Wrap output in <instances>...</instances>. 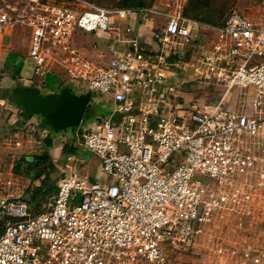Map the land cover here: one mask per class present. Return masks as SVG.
Wrapping results in <instances>:
<instances>
[{
    "label": "built area",
    "instance_id": "2783aa9c",
    "mask_svg": "<svg viewBox=\"0 0 264 264\" xmlns=\"http://www.w3.org/2000/svg\"><path fill=\"white\" fill-rule=\"evenodd\" d=\"M187 2L0 1V32L32 29L35 76L61 70L78 94L110 106L71 142L97 157L108 182L55 145L46 146L59 171L46 210L32 213L9 191L12 179L2 182L0 264H176L201 239L213 255L206 264H264V22L233 9L200 44ZM135 21L150 24L149 39ZM87 33L116 47L104 63L78 44ZM191 82L246 90L244 101L186 99ZM24 131L52 136L37 117Z\"/></svg>",
    "mask_w": 264,
    "mask_h": 264
},
{
    "label": "rangeland",
    "instance_id": "374dc122",
    "mask_svg": "<svg viewBox=\"0 0 264 264\" xmlns=\"http://www.w3.org/2000/svg\"><path fill=\"white\" fill-rule=\"evenodd\" d=\"M1 1V0H0ZM104 6L118 7L124 4L125 0H91ZM147 5L140 7L151 6L156 0H145ZM187 7L188 15L193 19L201 23L194 34L198 39V43L207 45L215 39L214 31L227 16V14L235 9L244 13L249 18L257 22H264V0H191ZM24 26V25H16ZM27 27V26H24ZM31 29L30 27H28ZM214 38V39H213ZM32 39V29H31ZM213 39V40H212ZM31 44V40H30ZM78 44L84 48L86 55L95 63H104L110 56L112 51L109 49V44L106 37L102 33H87L78 38ZM31 47V46H30ZM27 55V54H26ZM26 55L16 56V60L13 61L15 66V73L24 78H34V60L30 57V48L28 57ZM40 78V77H38ZM67 82V81H65ZM58 83H53L49 89L46 88L44 92L57 90L55 89ZM65 84V83H64ZM65 88H70L73 93H81L79 89L73 84H68L61 88L62 91ZM223 87L207 85L205 83L194 82L185 83L182 86V90L186 99H206L211 102H219L225 100V105L237 109L243 103L246 90L239 88L235 89L232 94H224L219 91ZM59 93V92H58ZM110 106L105 103L101 96L96 92L92 93L91 101L86 109L83 121L80 125H72L66 127L63 130L53 131L51 138V145H55L58 152L63 154L64 145L70 146L73 138H76V133L79 130H84L87 125L93 121L96 115L100 113H107ZM41 117V116H40ZM40 123L43 127L45 121L40 118ZM29 125H25L23 128L26 130ZM51 126V125H50ZM20 130V129H19ZM15 131V130H13ZM17 131V130H16ZM33 132V131H31ZM24 139L27 141L25 145L27 147L18 148L14 146V141L18 136L14 133H6L2 125V117L0 116V189L2 191V182L11 178L12 184L10 192L13 196L20 197L26 200L30 205L31 212L34 214L40 213L49 207V203L52 200L51 195H46V200L42 199L39 195H36L38 188L42 182L47 183V189L56 188V182L59 176V171L55 166L47 146V138L40 139V133L36 132L33 135L30 132L24 131ZM22 136V134H20ZM75 148V147H74ZM79 157L84 159L85 167L90 170L91 174L101 179L104 182H108L109 178L103 175L99 161L96 156L89 151L81 147L77 150ZM24 157L25 160H22ZM40 173L41 177L35 175ZM51 190V189H50ZM264 217V214H263ZM261 228H264V222H261ZM263 225V227H262ZM197 253H188L180 256L179 260L174 257L176 264H206L211 260L213 255L209 252L205 239H201L197 243Z\"/></svg>",
    "mask_w": 264,
    "mask_h": 264
},
{
    "label": "crops",
    "instance_id": "0c3cea01",
    "mask_svg": "<svg viewBox=\"0 0 264 264\" xmlns=\"http://www.w3.org/2000/svg\"><path fill=\"white\" fill-rule=\"evenodd\" d=\"M149 25L145 22L139 23L138 21H135L136 29H138V31L145 37L146 40L149 39L147 34V27ZM30 40L31 29L28 27L13 26L0 32V116L2 117V125L6 133H8L7 129H9L16 136L23 139L25 136H29V134H25L23 132V127L33 123L34 117L39 118V120L40 118H43L40 117V114H27L24 111L23 106L17 101L15 93L21 88H27L36 89L41 95L57 94L58 92H61L59 90H61L63 86H67L69 84L68 82H65V77L63 76L61 70L58 71L57 75L49 74L45 79L38 78L34 75V78H37L35 80H33V78L22 77L20 72L18 74L15 73V68L10 66H15L13 61L16 60V56H18V54L24 56L27 54L26 57H28L29 48L31 46ZM211 43L207 45H210ZM113 48L116 47L113 45L109 46L111 51ZM43 81H45V83H43ZM53 83H58L55 88L58 89L44 92V90H46L47 87V89H49ZM2 103L5 104L4 107H2ZM45 125H47V123ZM46 128H48L53 135V130L50 128V126L47 125ZM20 134H22V136H20ZM24 141V143H26L30 140L28 139L26 141L24 139ZM25 147L27 146L25 145Z\"/></svg>",
    "mask_w": 264,
    "mask_h": 264
},
{
    "label": "water",
    "instance_id": "95a60500",
    "mask_svg": "<svg viewBox=\"0 0 264 264\" xmlns=\"http://www.w3.org/2000/svg\"><path fill=\"white\" fill-rule=\"evenodd\" d=\"M27 114L39 113L56 130L80 125L92 98V92L73 93L65 88L57 94L41 95L36 89L21 88L15 93Z\"/></svg>",
    "mask_w": 264,
    "mask_h": 264
},
{
    "label": "trees",
    "instance_id": "16d2710c",
    "mask_svg": "<svg viewBox=\"0 0 264 264\" xmlns=\"http://www.w3.org/2000/svg\"><path fill=\"white\" fill-rule=\"evenodd\" d=\"M191 0H188V2H187V4H186V7H185V10H184V15L185 16H187V17H190L189 15H188V12H187V7L189 6L188 4L189 3H191L190 2ZM144 5H147V3H146V1L145 0H125L124 1V4L123 5H120V6H118V7H126V8H128V7H134V8H142V7H140V6H144ZM191 18V17H190ZM225 18L226 17H224V19H223V21L219 24V25H221L223 22H224V20H225ZM37 114H39V113H37ZM41 116V115H40ZM42 118H43V120L50 126V123L43 117V116H41ZM50 128L53 130V131H57L56 129H54L52 126H50ZM48 140H47V145H51V138L49 137V138H47ZM75 151H77V149L76 148H74L73 146H67V145H64V147H63V154L61 155L62 157H65L67 154H69V153H72V152H75ZM22 160H25L26 161V159H24V157H22ZM41 174L40 173H37L35 176L36 177H41L40 176ZM51 189V190H50ZM49 190L47 189V183L44 181V182H42V184H41V186L38 188V191L36 192V195L38 196H40L42 199H44V200H46V195L48 194V195H51L53 192H56V190H57V187L56 188H50ZM55 194V193H54ZM47 195V196H48Z\"/></svg>",
    "mask_w": 264,
    "mask_h": 264
}]
</instances>
